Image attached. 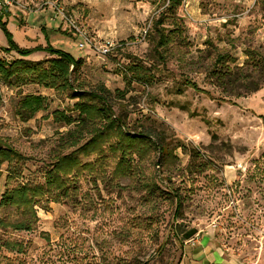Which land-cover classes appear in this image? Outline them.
<instances>
[{
    "label": "rangeland",
    "instance_id": "obj_1",
    "mask_svg": "<svg viewBox=\"0 0 264 264\" xmlns=\"http://www.w3.org/2000/svg\"><path fill=\"white\" fill-rule=\"evenodd\" d=\"M77 1L13 0L3 20L21 48L49 43L81 58L84 65L75 77L83 90L103 85L115 95L114 113L127 129L151 135L165 153L148 148L142 161L133 155L134 172L128 176L120 174L107 146L100 159L81 158L95 166L74 174L68 197L35 208L38 219L31 232L12 226L25 220L21 210L0 208V264H179L183 235L194 228L197 235L212 230L228 252L264 263V73L255 75L260 89L254 93L242 85L225 93L210 73L218 54L230 55L231 67L249 62L248 52L264 58V0H184L174 19L185 32L171 45L165 66L155 58L153 38L168 1ZM54 4L97 46L114 42L108 57L80 49L81 38L56 16ZM172 20L164 25L167 32ZM1 47L8 41L0 27ZM1 55L20 59L15 53ZM48 57L38 52L28 60ZM134 64L152 68L151 84L130 78ZM185 79L209 93L185 86ZM27 94L44 96L47 108L22 121L17 106ZM76 102L68 93L0 83V137L28 158L19 183L42 184L56 155L72 152H62V145L73 126L55 122L54 112L77 118L71 111ZM195 151L206 167H189ZM148 183L161 193L149 195ZM5 184L6 174L0 201ZM174 193L182 202L178 218Z\"/></svg>",
    "mask_w": 264,
    "mask_h": 264
},
{
    "label": "trees",
    "instance_id": "obj_2",
    "mask_svg": "<svg viewBox=\"0 0 264 264\" xmlns=\"http://www.w3.org/2000/svg\"><path fill=\"white\" fill-rule=\"evenodd\" d=\"M166 1H168V12L154 25L153 38L155 58L163 66L166 65L170 55L171 45L176 44L178 42L176 40L180 39L185 32V26L178 24L174 19L184 0ZM167 18L173 19V29L168 32L164 28ZM3 19L0 16V27L6 35L8 47L0 48V83L7 87L18 88L38 86L58 94L68 93L71 100H78L71 110L78 113L77 118L64 112H54L55 122H63L68 127L73 126V130H69L65 135L62 145V152L67 149H71L72 152L67 155H56L53 164L44 170L42 184L19 183L28 158L14 148L7 139L0 137V180L6 174V188L1 197L0 208L21 210L26 215L25 220L12 226L17 231L31 232L34 230L33 224L38 219L35 208L43 201L56 202L63 197H68L70 191H73L70 183L74 180V174L78 176L80 173L91 171V168L95 166V163H81V158L97 156L100 159L105 153L104 147L107 146L108 154L117 158V169L120 174L128 176L134 172L131 166L133 155L142 161L148 148L158 150L161 154L165 152L164 147L157 144L151 135L142 132L133 133L127 129L126 121L114 113L115 95L103 85L90 91L83 90L75 77L84 65L81 58L75 59L70 53L57 49L49 43L45 47L21 48L9 33L8 22ZM1 52L7 55L15 53L20 59L9 61L1 55ZM38 52L46 53L49 57L38 61L28 60L30 56ZM247 55L249 62L243 67H231L229 63H235V60L230 55L216 56L210 73L216 81L215 85L223 89V92L227 93L229 88L235 89L239 85H242L249 93L259 91L260 86L255 85L254 81L256 74L264 73V58L259 57L254 51L248 52ZM243 68L250 69V72L242 73ZM129 70L132 72L131 79L145 85L151 84L154 79L152 68L149 70L145 66L134 64ZM184 84L195 91L209 93L200 89L191 80L185 79ZM117 94L123 97L120 92ZM219 100L230 101L227 97H220ZM46 108L47 99L44 96L27 94L19 101L17 115L22 121H29ZM113 138L115 143L108 141ZM200 160H202L200 152L195 151L192 155L193 162L189 167L194 166L198 169H202V166L206 167L204 161L199 162ZM157 163L160 165L161 162ZM144 187L149 195L161 193L155 183L144 184ZM174 197L176 199L175 218H178L182 202L177 193H174ZM13 249H15L14 246Z\"/></svg>",
    "mask_w": 264,
    "mask_h": 264
},
{
    "label": "crops",
    "instance_id": "obj_3",
    "mask_svg": "<svg viewBox=\"0 0 264 264\" xmlns=\"http://www.w3.org/2000/svg\"><path fill=\"white\" fill-rule=\"evenodd\" d=\"M35 1L41 2L42 0ZM65 1H71L73 4L81 2L77 0ZM89 1L98 2L100 0ZM11 11V8H5L3 13L5 15V13ZM182 249L183 250L179 256V264H264L259 262H249L248 260L243 259L240 255L228 252L223 248V245L219 244L212 230L203 232L190 240L183 241Z\"/></svg>",
    "mask_w": 264,
    "mask_h": 264
},
{
    "label": "built area",
    "instance_id": "obj_4",
    "mask_svg": "<svg viewBox=\"0 0 264 264\" xmlns=\"http://www.w3.org/2000/svg\"><path fill=\"white\" fill-rule=\"evenodd\" d=\"M0 16L3 17L4 9L11 8L13 6V0H0ZM54 10L56 11V16L61 18L62 21L72 30L76 32L81 38V43L79 44L80 49H85L86 47L95 49L99 54L104 57H108L112 49L115 47L114 42H107L105 44L97 46L95 39L89 36L88 32L83 30L78 26V22L73 16H70L63 8L54 4Z\"/></svg>",
    "mask_w": 264,
    "mask_h": 264
},
{
    "label": "water",
    "instance_id": "obj_5",
    "mask_svg": "<svg viewBox=\"0 0 264 264\" xmlns=\"http://www.w3.org/2000/svg\"><path fill=\"white\" fill-rule=\"evenodd\" d=\"M199 233V231L194 228V229H191L189 230L188 232H186L184 235H183V238L184 240H190L192 239L194 236H196L197 234Z\"/></svg>",
    "mask_w": 264,
    "mask_h": 264
}]
</instances>
